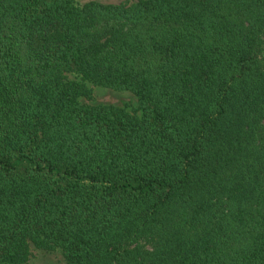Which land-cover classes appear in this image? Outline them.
<instances>
[{
	"label": "trees",
	"instance_id": "obj_1",
	"mask_svg": "<svg viewBox=\"0 0 264 264\" xmlns=\"http://www.w3.org/2000/svg\"><path fill=\"white\" fill-rule=\"evenodd\" d=\"M30 246L264 264V0H0V264Z\"/></svg>",
	"mask_w": 264,
	"mask_h": 264
},
{
	"label": "rangeland",
	"instance_id": "obj_2",
	"mask_svg": "<svg viewBox=\"0 0 264 264\" xmlns=\"http://www.w3.org/2000/svg\"><path fill=\"white\" fill-rule=\"evenodd\" d=\"M79 4L97 2L101 4L133 3L135 0H76ZM91 89V98H81L82 104L86 105H111L125 108L128 112L138 115V103L135 96L129 92L115 91L107 88L87 85ZM26 264H66L59 250L46 251L30 246V258Z\"/></svg>",
	"mask_w": 264,
	"mask_h": 264
}]
</instances>
